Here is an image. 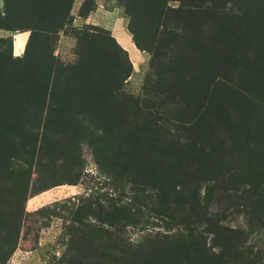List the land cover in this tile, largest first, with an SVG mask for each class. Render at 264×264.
<instances>
[{
  "label": "rangeland",
  "instance_id": "rangeland-1",
  "mask_svg": "<svg viewBox=\"0 0 264 264\" xmlns=\"http://www.w3.org/2000/svg\"><path fill=\"white\" fill-rule=\"evenodd\" d=\"M0 264H264V0H0Z\"/></svg>",
  "mask_w": 264,
  "mask_h": 264
}]
</instances>
